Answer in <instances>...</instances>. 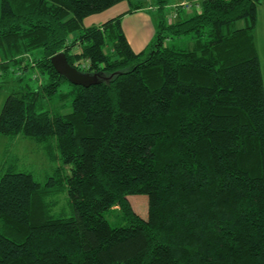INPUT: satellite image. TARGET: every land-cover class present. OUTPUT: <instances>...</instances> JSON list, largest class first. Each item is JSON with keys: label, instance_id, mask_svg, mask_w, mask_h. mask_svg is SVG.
Returning a JSON list of instances; mask_svg holds the SVG:
<instances>
[{"label": "trees", "instance_id": "1", "mask_svg": "<svg viewBox=\"0 0 264 264\" xmlns=\"http://www.w3.org/2000/svg\"><path fill=\"white\" fill-rule=\"evenodd\" d=\"M122 1L156 10L141 51L125 13L84 23ZM192 1L175 19L172 0L1 1L0 77L20 87L0 134L37 140L71 173L0 175V264H264V0ZM59 52L99 82L71 83ZM55 98L71 111L44 106Z\"/></svg>", "mask_w": 264, "mask_h": 264}, {"label": "rangeland", "instance_id": "2", "mask_svg": "<svg viewBox=\"0 0 264 264\" xmlns=\"http://www.w3.org/2000/svg\"><path fill=\"white\" fill-rule=\"evenodd\" d=\"M152 0H145V4H151ZM128 6L127 8H131L129 1H122L116 5L109 12L117 10L115 13L118 15L121 11ZM153 7H155L153 5ZM155 9V8H154ZM149 9L150 19L149 22H144L140 15H133L125 20V24L128 27V33L133 41L134 39V31L135 27H142L144 29H153L154 35L156 32V22H157V13L156 10ZM263 11V10H262ZM108 12V11H107ZM194 13V10H189L188 13ZM105 14V13H104ZM85 25L88 23V19L84 21ZM132 27V28H130ZM262 34L264 35V25H261ZM260 29L258 28L257 37L259 43V52L262 61V69L264 75V37L259 35ZM154 39V36L151 38ZM187 38H176L174 41H171V44H182L185 43ZM135 43V42H134ZM137 43V42H136ZM135 43V50L140 51L139 47ZM169 43V42H168ZM84 62V60H82ZM18 73L14 75H10L8 77H0V112L5 103L7 96L15 91L16 88L20 87V83L17 81ZM27 81L33 86L38 87L40 83L44 81V76L38 72L34 74V72L30 69L26 75ZM62 89L64 91H69L71 89V85L66 82L63 84ZM59 98H55L54 101L48 100L46 102L44 100V106L61 111L62 113H67L71 111V98L68 99V103L65 104V101L58 100ZM67 102V101H66ZM58 154V152H56ZM14 167L15 170L20 171H28L34 174L35 178L42 183H45L50 175H53L56 168L63 167L62 172L64 174L71 173V167L67 164H64L60 158H55L49 156L43 144L38 142L37 140L26 137L23 135H19L17 137H9L6 135L0 134V175L4 173L9 167ZM62 204L56 209H61L62 206L67 205L66 195H60ZM109 219L112 221L113 218L111 215H108Z\"/></svg>", "mask_w": 264, "mask_h": 264}, {"label": "crops", "instance_id": "3", "mask_svg": "<svg viewBox=\"0 0 264 264\" xmlns=\"http://www.w3.org/2000/svg\"><path fill=\"white\" fill-rule=\"evenodd\" d=\"M1 1L2 0H0V12H1ZM113 7L109 8L108 10H106V11H104L102 13L88 16L85 19V21L88 19V23L86 25L87 26L100 25V24L104 23L105 21H107L108 19L117 16V14L115 13L117 10L109 12V10L112 9ZM127 7L128 6H125V8H124V6H123L124 9L121 11V13H125L124 16H123V23H122L123 24V29L125 31V34H126L128 40H129L130 44L132 45V47L134 48L135 43L137 42L136 44L139 47V50L141 51L142 49H144L152 41L151 38L153 36H155L153 29H151V28L144 29L142 27H135L134 39L136 41H133L132 38L130 37L128 31H127L128 27L125 24V20L128 19L129 17L133 16V15H140L142 17V19L144 20V22H149V19H150V15L148 13L149 9L148 8H143V9H139V10H136V11L128 12V10L130 8H127ZM121 13H119V14H121ZM258 17L259 18H258V25H257V28H256V33L258 31V28H259L260 29L259 30L260 31L259 35L262 37L263 34H262L261 25L262 24L264 25V3L259 5ZM130 28H132V27H130ZM263 37H264V35H263ZM256 39H257V44H258V47H259L257 34H256Z\"/></svg>", "mask_w": 264, "mask_h": 264}, {"label": "water", "instance_id": "4", "mask_svg": "<svg viewBox=\"0 0 264 264\" xmlns=\"http://www.w3.org/2000/svg\"><path fill=\"white\" fill-rule=\"evenodd\" d=\"M52 63L56 70L64 75L71 83L89 87L99 82L97 74L80 71L72 65L65 52H59L52 57Z\"/></svg>", "mask_w": 264, "mask_h": 264}, {"label": "built area", "instance_id": "5", "mask_svg": "<svg viewBox=\"0 0 264 264\" xmlns=\"http://www.w3.org/2000/svg\"><path fill=\"white\" fill-rule=\"evenodd\" d=\"M193 1L192 0H172V10H173V13H172V17L173 19H175L178 15V10L181 8H192L193 7Z\"/></svg>", "mask_w": 264, "mask_h": 264}]
</instances>
